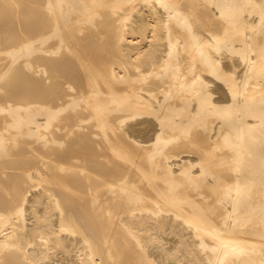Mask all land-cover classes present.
Returning <instances> with one entry per match:
<instances>
[{"label": "bare ground", "instance_id": "bare-ground-1", "mask_svg": "<svg viewBox=\"0 0 264 264\" xmlns=\"http://www.w3.org/2000/svg\"><path fill=\"white\" fill-rule=\"evenodd\" d=\"M0 264H264V0H0Z\"/></svg>", "mask_w": 264, "mask_h": 264}]
</instances>
